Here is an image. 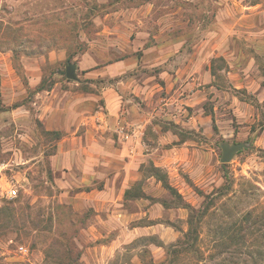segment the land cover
I'll use <instances>...</instances> for the list:
<instances>
[{"label": "rangeland", "instance_id": "374dc122", "mask_svg": "<svg viewBox=\"0 0 264 264\" xmlns=\"http://www.w3.org/2000/svg\"><path fill=\"white\" fill-rule=\"evenodd\" d=\"M160 71L173 90L203 92L191 105L186 91L136 98L154 118L129 148L135 197L119 199L127 218L102 222L103 196L90 203L82 191L103 181L78 187L71 174L81 161L104 175L120 163L106 140L79 147L42 117L65 90L100 94ZM246 83L256 94L234 87ZM263 86L264 0H0V264H264ZM98 137L92 125L87 138ZM239 142L248 146L223 163L222 144Z\"/></svg>", "mask_w": 264, "mask_h": 264}, {"label": "crops", "instance_id": "0c3cea01", "mask_svg": "<svg viewBox=\"0 0 264 264\" xmlns=\"http://www.w3.org/2000/svg\"><path fill=\"white\" fill-rule=\"evenodd\" d=\"M168 74L167 71H160L159 77H156L153 82H149V80L146 79H135L131 83H127L130 80L125 82L118 81L116 86L108 85L104 87L100 94H95L93 92L71 93V91L65 90L60 97L63 101L61 100V103L53 109L55 112L50 115L46 114L42 117V121L47 129L63 132L64 135L62 136H64L65 139H71V142L73 144L76 143L79 147L86 148L90 145L102 147L106 141L108 142L109 151L110 153L113 152L111 153L112 156L108 157L109 162H115L116 164L120 163L116 171L104 175L96 168L97 166L95 167L94 163L97 164L98 162H94L91 166V170H88L85 166L88 162L81 161L78 163V169L80 168L78 174H71V182H74L78 187L95 185L96 179H99L100 183L103 181L101 187H95L89 191H82V193H85L84 196L88 198L87 202L90 203L91 201H95L93 198L103 196L100 198L103 201L102 204L105 205L106 212L101 211V213L97 215L102 222H117L118 220H124L125 217L127 218L128 213L125 208L120 207L123 204L119 203V199L122 197L125 199L135 197L134 194L132 197L131 184H134L139 179L140 162L129 152V148H135L140 145L142 141L140 136H142V134L145 135L148 124L152 123L154 118L153 109L145 107L146 109L144 108V110L142 107H139L136 98H140L142 102L148 99V103L151 104V102L154 103V100L159 97L157 91H161V89H163L162 91H167V95L165 96L166 99H171V97L174 99L175 94H185L186 91L185 96L180 100L186 103V105H191L189 103L203 92L200 89L195 90L194 88L187 91V86H183V90L181 88L173 90L175 85L173 86L170 84L169 77H167ZM91 77L96 78L98 76L93 75ZM120 83H123L124 86H121ZM248 83H252V80ZM248 83L245 85L238 84L234 87L236 89L244 88L248 92L256 94L258 88L256 86L252 87V84ZM159 86L160 90L156 89V87ZM148 90L149 93L153 91V94L150 96L151 98L149 97ZM144 94H148V96ZM154 94L156 95L153 98L152 96ZM169 96L170 98H168ZM99 101H102V104L97 105L100 107L96 106L97 108H94V104ZM65 114L70 115V121L74 120L77 122L76 127L73 128L72 124L66 123L65 119L55 118V116H64ZM184 124L186 123H183L181 127H185ZM83 125L85 127V132L79 134L78 129L81 127L83 128ZM92 125H95L99 130V137L93 144L92 140L87 138V133ZM197 127H199L198 124ZM71 129H73V132L68 133ZM102 132L104 133L102 134ZM115 132L118 133V142H116L114 138ZM102 136L104 137L101 138ZM59 151L62 150L60 149ZM118 151H120L119 154ZM116 152L117 154H115ZM97 159L98 161L101 160V158ZM155 166L157 165L155 164ZM128 189L131 194L127 197L125 196V192ZM143 192L145 193L144 190ZM146 195L145 193V196Z\"/></svg>", "mask_w": 264, "mask_h": 264}, {"label": "water", "instance_id": "95a60500", "mask_svg": "<svg viewBox=\"0 0 264 264\" xmlns=\"http://www.w3.org/2000/svg\"><path fill=\"white\" fill-rule=\"evenodd\" d=\"M66 75L70 79H78L76 73V66L72 63H69L66 67ZM248 144L246 142H239L234 144L223 143L222 144V156L221 161L223 163H227L231 161L234 155L240 151L242 148L247 147Z\"/></svg>", "mask_w": 264, "mask_h": 264}, {"label": "trees", "instance_id": "16d2710c", "mask_svg": "<svg viewBox=\"0 0 264 264\" xmlns=\"http://www.w3.org/2000/svg\"><path fill=\"white\" fill-rule=\"evenodd\" d=\"M45 88H46V87H44L43 83H41V84L39 85V89H45ZM47 89H48V88H47ZM51 132H54V133L57 135V138H60V137L62 136V132H60L59 130H53V131H51ZM224 165H226V164H224ZM152 171H153V175H154L158 180H160V181L162 182V184H163V186H164L165 188H167V189H168L169 191H171L173 194H177V193H178L177 190H176V188L173 187V186L168 182V179H167L166 174H163V173L161 172V170H160L159 167L153 165ZM224 175H225L226 181L228 182L230 178H229V176H228L226 170L224 171ZM130 194H131V193H130V190H129V189L126 190V192H125V196L128 197V196H130ZM136 195H137V194H136ZM138 195H140V196H145V193L143 192V190H141L140 194H138ZM206 198L208 199V198H210V196H209V195H206ZM173 251H174V252H177L176 249H174Z\"/></svg>", "mask_w": 264, "mask_h": 264}, {"label": "built area", "instance_id": "2783aa9c", "mask_svg": "<svg viewBox=\"0 0 264 264\" xmlns=\"http://www.w3.org/2000/svg\"><path fill=\"white\" fill-rule=\"evenodd\" d=\"M10 197H15L17 195V190L16 189H12L8 191Z\"/></svg>", "mask_w": 264, "mask_h": 264}]
</instances>
